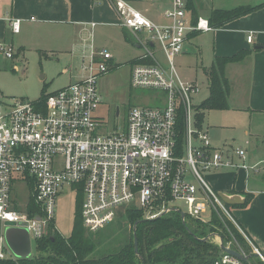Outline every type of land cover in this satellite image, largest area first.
<instances>
[{
    "label": "built area",
    "instance_id": "1",
    "mask_svg": "<svg viewBox=\"0 0 264 264\" xmlns=\"http://www.w3.org/2000/svg\"><path fill=\"white\" fill-rule=\"evenodd\" d=\"M109 1L143 50L132 65L131 87L161 91L164 106L132 107L125 123L105 129L96 115L102 104L98 82L115 67L110 52L94 48L83 65L85 77L44 99L7 100L0 93V259H18L5 239L7 224L27 229L31 245H37L52 226L56 229L57 200L71 189L82 196L80 216L87 233H98L130 208L143 211L148 220L177 212L202 223H209L215 211L237 227L264 261V253L202 174L262 173L264 162L250 166L244 149L212 144L209 132L194 121L193 99L200 85L183 81L174 63L190 34L212 30L209 20L199 18L194 24L185 0H172L164 12L166 24L147 18L125 0ZM6 22L12 34L21 32V19ZM254 39L248 36L249 43ZM0 54L13 58V46L0 40ZM22 184L31 190L25 205L14 195ZM211 264L250 262L223 251Z\"/></svg>",
    "mask_w": 264,
    "mask_h": 264
},
{
    "label": "rangeland",
    "instance_id": "2",
    "mask_svg": "<svg viewBox=\"0 0 264 264\" xmlns=\"http://www.w3.org/2000/svg\"><path fill=\"white\" fill-rule=\"evenodd\" d=\"M229 1V5H232L233 3H242L243 0ZM207 7H212L211 0H208ZM157 23L166 24L169 23V20L163 17V20ZM143 36L146 37L145 34ZM7 37L11 40L6 43L12 45L14 51V57L11 59L0 54V93L7 100L19 99L35 102L72 82L75 83L83 79L86 75L83 71V65L89 61V58L80 57L79 52L72 55L66 49L64 41L59 40L58 36L36 33L30 25L25 24L21 34L10 37L7 33ZM94 41L97 51L105 49L112 54L116 64H120L116 69L100 77L98 82L102 104L96 115L100 118L105 129L125 123L132 107L162 108L164 106L161 100L163 97L161 91L133 89L131 87L130 70L132 67L127 62L136 58L143 51L135 47L137 43L135 36H131V41H126L123 32L117 26L109 25L97 29ZM200 41L206 43L208 35L198 34L195 40H191L195 49L194 53L190 52L191 49L189 48V54H179L174 59L181 79L185 82L195 80L201 88L199 94L193 99L197 108L194 111V121H198L200 113L204 114L203 126L210 131L207 130L215 147H221L226 141L235 144V147L241 146L244 143L243 126L246 122L242 124L240 115L235 114L232 110H199V106L210 95L209 80L204 68H210L212 65L211 53L206 47L199 46L198 42ZM90 43L88 42V45ZM196 46L198 49L201 47L202 56L200 58H203V62L200 58L197 60ZM21 47H24L25 50H22ZM157 56L165 63L160 53H157ZM117 108L120 110V118L116 116ZM262 154L264 160V148H261L260 152L256 151L253 162H258L260 159L258 156ZM202 174L208 181H212L214 177L221 178L223 176L219 171H202ZM255 177L257 176L251 175L252 179ZM14 195L20 204L25 205L31 197V190L29 186L22 184L15 189ZM76 200V194L71 189H66L57 200L55 226L58 233L63 237H69L73 231L77 211ZM233 209L231 208L232 212ZM205 217L210 218L211 215L207 213ZM132 230V226L125 219L119 217L117 221L96 234L85 232V238L96 246L97 252L94 256L100 257L101 254L117 251L121 246L119 240L129 238ZM208 237L214 245L220 246L223 243L218 234ZM247 244L249 254L245 252L242 254L251 256L250 264H264V261L255 255L248 240ZM226 247L231 249L230 244H227ZM35 255L36 244L32 243V256Z\"/></svg>",
    "mask_w": 264,
    "mask_h": 264
},
{
    "label": "crops",
    "instance_id": "3",
    "mask_svg": "<svg viewBox=\"0 0 264 264\" xmlns=\"http://www.w3.org/2000/svg\"><path fill=\"white\" fill-rule=\"evenodd\" d=\"M125 1L155 22L163 20L164 12L172 4V0ZM185 1L187 3V0ZM241 2L229 5V0H211L212 7L209 8L207 7L208 0H194L193 11L195 13L190 9L188 13L192 21L194 18L209 20L212 10L257 6L263 4L264 0H243ZM10 17L22 20L21 32L23 25L28 24L36 33L58 36L59 40L64 41L66 49L72 55L79 52V56L83 58H86L93 48L96 49L94 38L99 27L117 26L123 32L126 41H131V36H133L122 26L121 18L109 0H0V40L4 42L11 40L8 39L7 33L10 37L14 36L6 22V18ZM92 23H95L94 27L91 26ZM198 34L208 35L206 43L200 41L198 44L203 48L206 47L211 53L212 64L217 57H231L241 51L249 52L241 61L231 63L226 67V75L231 87L227 111L232 110L240 115L242 124L246 122L243 126L244 143L235 147V144L226 141L218 148L244 149L248 155L247 164L250 166L264 162L263 154L258 156L260 158L258 162H253L256 151L260 152V149L264 148V7L227 23L221 28L190 34L183 54H189V48L190 52H195L191 40H195ZM251 34L255 39L249 43L248 36ZM88 42L91 43L88 45ZM135 47L142 50L137 43ZM201 47L198 49L196 46L197 60L202 56ZM21 49L25 50L24 47ZM142 55L143 51L127 63L132 67ZM200 59L203 62V58ZM112 65L114 69L120 66L116 64L114 58ZM203 128L205 129L204 126ZM233 142L235 143V140ZM260 143L262 145H259ZM220 172L223 176L211 178L210 183L218 192L246 196L244 205L232 208L233 214L255 246L264 253V172H249L248 175L244 171ZM252 174L257 177L252 179Z\"/></svg>",
    "mask_w": 264,
    "mask_h": 264
},
{
    "label": "trees",
    "instance_id": "4",
    "mask_svg": "<svg viewBox=\"0 0 264 264\" xmlns=\"http://www.w3.org/2000/svg\"><path fill=\"white\" fill-rule=\"evenodd\" d=\"M187 6L194 12V0H187ZM262 7L264 3L228 10H212L209 22L212 28H221ZM196 22L197 19L194 18L193 23ZM248 53V51H241L231 57H217L210 68L204 69L209 80L210 95L199 106V110L229 109L231 87L226 75V67L231 63L241 61ZM203 121L204 114L200 113L198 115L199 128L203 127ZM76 201V219L69 237H63L52 226L49 234L37 243L35 256L15 261L0 259V264H211L222 256L223 251L220 246L212 244L209 240L206 242L202 240L217 234L222 238L225 246L230 244L232 250L249 254L245 236L221 213L214 211L211 221L202 223L189 217H186L184 222L177 212L148 220L144 218L143 211L130 208L121 218L132 226L131 236L119 240L121 246L117 251L96 257L94 256L97 252L96 246L85 238L86 231L80 216L82 196L80 195ZM135 225L138 254L135 252L134 244ZM238 225L242 229L239 223ZM242 231L249 238L243 229ZM250 241L253 243L251 239Z\"/></svg>",
    "mask_w": 264,
    "mask_h": 264
},
{
    "label": "water",
    "instance_id": "5",
    "mask_svg": "<svg viewBox=\"0 0 264 264\" xmlns=\"http://www.w3.org/2000/svg\"><path fill=\"white\" fill-rule=\"evenodd\" d=\"M119 108H117V115H119ZM219 196L222 200L229 206H240L244 205L246 202V196L241 194H231L225 192H219ZM181 217L185 222L186 216L184 213H181ZM11 224H7L5 229V239L7 242L8 247L13 252V254L18 259H28L32 257V245L29 236V232L25 228H14L10 226ZM134 244H135V252L138 254V239L136 237V225L134 228ZM210 237L203 239L202 241H208ZM220 248L225 253L229 254L230 256L236 257L244 262L248 261L251 256H243L241 253L232 250L226 247L223 243L220 245Z\"/></svg>",
    "mask_w": 264,
    "mask_h": 264
}]
</instances>
